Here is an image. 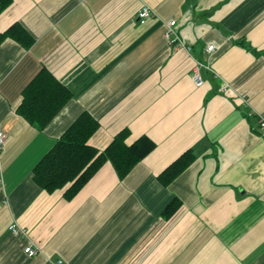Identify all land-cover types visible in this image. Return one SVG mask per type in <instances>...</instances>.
Masks as SVG:
<instances>
[{
    "label": "crops",
    "instance_id": "1",
    "mask_svg": "<svg viewBox=\"0 0 264 264\" xmlns=\"http://www.w3.org/2000/svg\"><path fill=\"white\" fill-rule=\"evenodd\" d=\"M144 4L156 17L142 25ZM17 22L35 43L0 47V264H264V0H14L0 32ZM42 67L73 94L45 129L17 113ZM84 111L100 151L125 128L156 149L124 179L106 163L66 200L33 168ZM189 149L195 162L163 186Z\"/></svg>",
    "mask_w": 264,
    "mask_h": 264
},
{
    "label": "trees",
    "instance_id": "2",
    "mask_svg": "<svg viewBox=\"0 0 264 264\" xmlns=\"http://www.w3.org/2000/svg\"><path fill=\"white\" fill-rule=\"evenodd\" d=\"M13 3L14 0H0V15ZM7 39L26 50L35 43L32 34L18 22L0 32V47ZM21 95L17 113L40 129L47 128L73 99L72 92L47 67L40 69ZM100 128L98 119L87 111L82 112L35 165L34 182L50 194L64 190V198L72 200L106 163H111L118 176L124 179L156 149L155 142L147 136L129 143L130 130L125 128L115 135L105 150L100 151L90 144ZM195 160L193 150L183 152L158 175V181L169 186ZM181 206L182 201L175 199L164 211L163 218L170 220Z\"/></svg>",
    "mask_w": 264,
    "mask_h": 264
},
{
    "label": "built area",
    "instance_id": "3",
    "mask_svg": "<svg viewBox=\"0 0 264 264\" xmlns=\"http://www.w3.org/2000/svg\"><path fill=\"white\" fill-rule=\"evenodd\" d=\"M155 17H156L155 12L152 10V8H150L146 4L143 5V7L141 8L139 15H138L139 22L142 25H145L150 19L155 18ZM175 25H176V22H170L168 25L167 37L169 39L172 38V42H175L178 39V36H177L175 29H174ZM214 50H215V46H213V45L209 46L207 49V51L209 53H212ZM194 82H195L197 87H201L203 85V80L200 76L198 67H197V70L194 74ZM224 89L228 90V85H226ZM257 119H258L259 126L262 129H264V115H258ZM7 139H8L7 132L6 131H0V153L5 146ZM10 230L14 234H21L24 238L27 237V231L25 229L21 228L17 223L12 224L10 226ZM25 252L29 257H35L39 254V249H38V247L35 246V244L30 243V245L25 249Z\"/></svg>",
    "mask_w": 264,
    "mask_h": 264
}]
</instances>
